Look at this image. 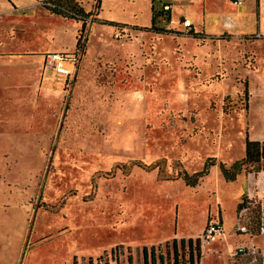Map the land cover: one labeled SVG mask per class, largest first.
Returning <instances> with one entry per match:
<instances>
[{
    "label": "rangeland",
    "instance_id": "rangeland-1",
    "mask_svg": "<svg viewBox=\"0 0 264 264\" xmlns=\"http://www.w3.org/2000/svg\"><path fill=\"white\" fill-rule=\"evenodd\" d=\"M75 1L91 12L80 46L81 21L42 0H0V264H146L144 247L164 264H263L264 199L237 206L264 183L246 170L226 181L218 163L241 159L247 136L264 140V42L233 30L196 38L181 23L216 35L230 16L255 33L254 0L242 14L228 0ZM152 5L177 32L149 29ZM97 11L128 26L95 22ZM53 52L69 76L44 71ZM208 157L217 165L186 185L183 172ZM221 215L223 236L194 237ZM189 238L199 255L182 247Z\"/></svg>",
    "mask_w": 264,
    "mask_h": 264
},
{
    "label": "trees",
    "instance_id": "trees-1",
    "mask_svg": "<svg viewBox=\"0 0 264 264\" xmlns=\"http://www.w3.org/2000/svg\"><path fill=\"white\" fill-rule=\"evenodd\" d=\"M49 2L54 3V6H48L46 5L47 9L51 10L53 13L61 14L66 17L75 19L76 21H82L81 29H80V35L77 38V46H80V39L82 37V34L85 30L86 24H87V18L90 17L91 12H86L82 7L78 5V3L74 0H48ZM166 5V4H165ZM163 9L160 11H155L154 6L152 5V19H151V27L149 29L155 30L160 33L165 32H177L176 30L172 29H165V27H161L157 25L158 20L162 17L164 18ZM170 16V15H168ZM171 18L169 17V21ZM102 24H108L111 26H126L127 24L124 23H118L115 21H108L104 20L101 22ZM148 28V27H147ZM191 35H193L196 38H202L205 36L202 32H195L190 31ZM138 166L146 167L147 169H153L158 166V163L146 165L142 161H139ZM220 170L223 174V177L226 181H234L237 179L238 175L242 173L244 170L247 172H255L258 173L260 171H264V140H252L248 136L245 140V155L236 161H234L232 164L227 165L226 163L220 161L219 163ZM217 165L216 157H208L205 161L203 168L199 171H196L194 173H188L187 171L183 172V179L186 183V185L195 187L198 185L199 181L207 176L210 173L211 167ZM159 170H161L159 168ZM249 202L248 195L245 194L242 198V200L238 203V210H241L245 207H247V203ZM256 212H257V220H258V230L260 229L261 225L264 226V201H259V203L256 206ZM174 242V248L177 255V245L178 241ZM181 245L182 247L189 246V252L193 254L194 250H197L196 253L199 255L201 253L200 247H199V239H188L184 240L181 239ZM197 246V249H196ZM143 248V253L145 254V263L146 264H156L157 261L159 264H164V259L161 254V252L157 253V248ZM159 248V247H158ZM149 253L151 254L150 257H148ZM250 256V255H249ZM190 257L193 258V256L190 254ZM158 258V259H157ZM190 258V259H191ZM131 262V260H130ZM264 262V260H263ZM264 264V263H263Z\"/></svg>",
    "mask_w": 264,
    "mask_h": 264
},
{
    "label": "crops",
    "instance_id": "crops-1",
    "mask_svg": "<svg viewBox=\"0 0 264 264\" xmlns=\"http://www.w3.org/2000/svg\"><path fill=\"white\" fill-rule=\"evenodd\" d=\"M42 1H48V0H42ZM75 1V0H74ZM208 1V0H207ZM77 2V1H76ZM228 2H229V4L231 5V6H234V8H235V11L237 12V14H242L243 12H244V4L247 2V0L244 2V3H242V4H240V5H237V4H235L234 2H232V1H230V0H228ZM101 3H102V0H100V5H99V8H98V10L100 9V7H101ZM35 4V3H34ZM248 6H250L249 5V3H248ZM172 9H173V4H172V7H171V18H172ZM251 12L253 13V14H256V19H255V22H256V25H257V30H256V32L255 33H251V34H249V33H247L246 32V21L245 20H243L242 19V21L239 19H237L236 20V22H235V20L234 19H232V17H230V16H227L225 19H223V20H221L220 22H222L221 24V32H219L218 34H216V35H210V34H208V33H206L203 29H202V25H203V23L202 22H200V24H198L197 26H195V24L192 22V20L187 16H182V17H186V18H189L190 20H191V22H192V24H193V26H194V31L196 32V31H199V30H201L200 32H202V33H204L206 36H220V35H222L225 31H231V30H233V31H236V33L238 34V35H242V36H245V35H249V36H254L255 37V41L256 42H264V0H254V2H253V6L251 7ZM98 14H99V11H97V13L95 14V18H96V21L95 22H102V21H104V19L103 18H99V16H98ZM55 15V14H54ZM152 19V18H151ZM75 20V19H74ZM172 21V20H171ZM82 22V21H81ZM119 23V22H118ZM108 25V24H107ZM126 26H128V24L126 25ZM256 45H258V44H256ZM261 47H263V46H261ZM260 49V48H259ZM259 49H256L255 50V53L257 54L256 55V59H258V70H260V72H262V71H264V55H263V53H264V50H263V53L262 54H259L258 53V50ZM262 49H264V48H262ZM46 55L47 54H45V57H44V64H45V70L44 71H46V68H47V66L48 65H46ZM52 70H54L53 69V67L51 66L50 67ZM53 73L54 74H58L59 75V73H57L56 72V70L55 71H53ZM263 79V82H264V77L262 78ZM50 85V84H49ZM49 85L47 86V87H49ZM46 87V88H47ZM216 166V165H215ZM214 166V167H215ZM220 168V167H219ZM221 171V170H220ZM251 173H253V176L250 174V177H249V180H250V178H254V179H257L258 180V182H259V179H261L262 180V183H264V171H260V172H258V173H255V172H251ZM239 175H241V173L239 174ZM238 175V176H239ZM238 178V177H237ZM235 181V180H234ZM256 188H255V191L254 192H251L252 191V189L250 190V189H248V191L247 192H245L244 194H247L250 198H259V199H264V190L263 191H259L258 189H257V186H255ZM216 220H221L222 221V223H223V225H224V222H223V219H222V215H221V218H219V219H216ZM213 221V220H212ZM209 222H211V221H207V223L205 224V227H206V225L209 223ZM204 227V228H205ZM204 230V229H203ZM203 230L201 229L200 230V232L196 235V236H194L195 238H197L198 236H201V234H202V232H203ZM224 233H225V231H224ZM224 235V234H223ZM222 235V236H223ZM243 237V236H242Z\"/></svg>",
    "mask_w": 264,
    "mask_h": 264
},
{
    "label": "built area",
    "instance_id": "built-area-1",
    "mask_svg": "<svg viewBox=\"0 0 264 264\" xmlns=\"http://www.w3.org/2000/svg\"><path fill=\"white\" fill-rule=\"evenodd\" d=\"M230 1L234 2L237 5H240V4L244 3L246 0H230ZM41 5L54 6V3L49 2V1H43V2H41ZM164 7L167 8V10H168L169 8L172 7V4H166V5H164ZM88 18H87V22H88ZM181 23L184 26V28L187 30V32L194 31V26H193V24L189 18L185 17ZM65 56H66V54H60V53L53 52V53L46 55L45 61L48 65L54 67V69L56 70L57 73H59L61 75L69 76L71 74V70L68 69L64 64ZM73 58L75 60H77V57L75 55ZM245 210L246 209H243L242 213ZM240 229L242 230V232H246L247 227L242 226V227H240ZM260 231H261V233H264L263 224L260 227ZM223 234H224V225H223L222 221L221 220H213L206 225V227L204 228V230L201 234V238H202L204 243H210L211 240L218 238V237H221ZM257 252L258 251L255 247L254 248L239 247L236 253H240V255L253 256V255H256Z\"/></svg>",
    "mask_w": 264,
    "mask_h": 264
}]
</instances>
